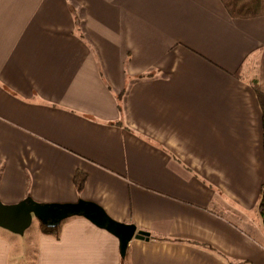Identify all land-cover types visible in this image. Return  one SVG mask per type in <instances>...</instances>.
I'll return each mask as SVG.
<instances>
[{
    "label": "crops",
    "instance_id": "crops-1",
    "mask_svg": "<svg viewBox=\"0 0 264 264\" xmlns=\"http://www.w3.org/2000/svg\"><path fill=\"white\" fill-rule=\"evenodd\" d=\"M253 80L264 16L220 0H0V201H92L148 234L121 262L84 217L37 220L27 259L0 227V264H264Z\"/></svg>",
    "mask_w": 264,
    "mask_h": 264
},
{
    "label": "water",
    "instance_id": "water-1",
    "mask_svg": "<svg viewBox=\"0 0 264 264\" xmlns=\"http://www.w3.org/2000/svg\"><path fill=\"white\" fill-rule=\"evenodd\" d=\"M72 216H82L95 226L106 230L118 239L121 258L132 238L148 239L147 232L137 231L132 223L112 219L101 206L92 201L78 199L75 202H37L26 197L16 203L0 201V227L15 234H22L36 218L43 225L54 228Z\"/></svg>",
    "mask_w": 264,
    "mask_h": 264
},
{
    "label": "trees",
    "instance_id": "trees-1",
    "mask_svg": "<svg viewBox=\"0 0 264 264\" xmlns=\"http://www.w3.org/2000/svg\"><path fill=\"white\" fill-rule=\"evenodd\" d=\"M228 15L231 18L237 19H248L264 16V0H220ZM238 76V73H236ZM251 87L253 88L260 108L262 112V127H263V157H264V93L259 86L257 80L251 82ZM123 92L119 94V99H121ZM85 175L82 172H76L73 182L77 189L80 191L85 182ZM256 211L259 219L264 227V183L260 188V196L258 203L256 205ZM59 226V225H58ZM57 227L49 228L42 223H40V228L44 233H54L58 229ZM125 257L123 258V260Z\"/></svg>",
    "mask_w": 264,
    "mask_h": 264
},
{
    "label": "rangeland",
    "instance_id": "rangeland-1",
    "mask_svg": "<svg viewBox=\"0 0 264 264\" xmlns=\"http://www.w3.org/2000/svg\"><path fill=\"white\" fill-rule=\"evenodd\" d=\"M5 204H11V203H5ZM235 216L239 218V220H235V221L241 222L242 218L239 216V214L236 213ZM37 228H38V221L36 218H33L30 226L22 234H15L10 231H7L10 236H14L13 238H16V243L14 244V248H16L15 253L17 254L23 253L21 255H24L23 257H26V258L28 256L32 257V255H34L35 248H36V240L33 238L35 236V232L37 231ZM12 257H13V254H12ZM120 260L122 262L123 258L120 257ZM12 261L14 260L11 259V262ZM17 262L20 263V261H17Z\"/></svg>",
    "mask_w": 264,
    "mask_h": 264
}]
</instances>
